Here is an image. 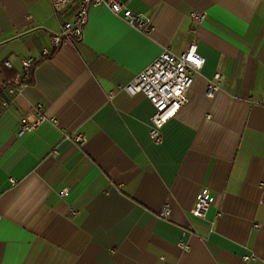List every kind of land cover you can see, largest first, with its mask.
Instances as JSON below:
<instances>
[{"label": "crops", "instance_id": "0c3cea01", "mask_svg": "<svg viewBox=\"0 0 264 264\" xmlns=\"http://www.w3.org/2000/svg\"><path fill=\"white\" fill-rule=\"evenodd\" d=\"M121 1L149 32L94 6L81 38L53 49L70 7L0 0V264H264V0ZM191 42L203 64L155 144L153 106L122 86ZM24 58L30 83L10 92ZM38 105L45 120L16 136Z\"/></svg>", "mask_w": 264, "mask_h": 264}, {"label": "built area", "instance_id": "2783aa9c", "mask_svg": "<svg viewBox=\"0 0 264 264\" xmlns=\"http://www.w3.org/2000/svg\"><path fill=\"white\" fill-rule=\"evenodd\" d=\"M55 13H59L63 8L70 7L73 10L72 19L61 24L60 30L50 37L52 48H57L63 41H74L81 38L84 27L87 23L88 10L94 6H105L114 15L124 20L127 24L143 32H149L152 28L150 19L147 16L131 11L126 2L121 0H49ZM188 18L199 23L205 19V13L192 10L188 13ZM47 47L42 53L47 55L51 52ZM32 63L31 58L21 60V71L19 78H27V70ZM4 66L11 67L9 60L3 62ZM203 57L197 50L194 42L188 44L181 53H174L169 48H164L161 53L147 64L132 80L122 86V89L129 95L141 93L153 106V113L150 118L149 137L151 141L158 144L162 141L161 129L164 124L174 116V114L187 102V93L192 85L195 73L201 68ZM222 79V74L215 73L208 81L206 94L212 96L218 90V82ZM15 88H10L14 92ZM5 104V103H4ZM261 105H264L262 96ZM37 117L33 122L21 118L16 136L20 137L27 132L34 130L39 123L45 120L40 112V106H36ZM74 140L81 144L85 138L81 135L74 136ZM67 188H63L60 196L67 194ZM213 201V197L206 188H202L195 200L192 210L194 216L204 218L207 210ZM159 215L166 217L169 215V206L165 204ZM187 249V246H185Z\"/></svg>", "mask_w": 264, "mask_h": 264}, {"label": "trees", "instance_id": "16d2710c", "mask_svg": "<svg viewBox=\"0 0 264 264\" xmlns=\"http://www.w3.org/2000/svg\"><path fill=\"white\" fill-rule=\"evenodd\" d=\"M35 63H36V61H32L30 68L27 70V73H26L27 74V78L25 80L19 78V80L14 84L13 88L17 89V88H20L24 84L30 83V75H29V73H30V70L32 69V67L35 65Z\"/></svg>", "mask_w": 264, "mask_h": 264}]
</instances>
